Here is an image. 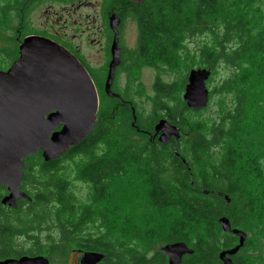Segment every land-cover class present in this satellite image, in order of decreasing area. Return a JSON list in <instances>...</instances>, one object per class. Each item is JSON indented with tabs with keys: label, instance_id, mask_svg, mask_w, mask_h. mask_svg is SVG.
Instances as JSON below:
<instances>
[{
	"label": "trees",
	"instance_id": "trees-1",
	"mask_svg": "<svg viewBox=\"0 0 264 264\" xmlns=\"http://www.w3.org/2000/svg\"><path fill=\"white\" fill-rule=\"evenodd\" d=\"M255 4L256 0H144L140 4L133 16L137 45L128 53L126 68L142 64L170 71L187 69L194 57L186 44L204 34L208 41L198 42L194 52L201 68L227 72L218 90L233 95L232 109L223 111L212 128L204 121L189 125L184 116L195 112L180 96L185 77L179 83H167L156 75L151 122L143 128L132 113L131 99L109 98L103 91L96 124L78 145L49 162L41 159L40 152L25 159L20 189L30 201L20 200L15 210L3 206L6 188L0 186V260L24 255L49 260L80 248L103 253L99 264H168L160 250L148 255L147 248L136 246L142 241L186 244L192 254L185 255L181 264H222L219 253L238 243L236 236L221 229L222 216L232 228L245 232L255 227L264 232V141L260 136L264 105L257 101L264 100V15ZM160 118L179 128L178 142L172 139L171 145L164 146L154 138L153 126ZM182 130H187L186 138ZM219 147L218 158L212 151ZM73 156L82 161L78 178L90 186V204L79 211L58 165ZM30 159L36 162L31 171ZM130 170L146 187L150 214L144 218L164 214L166 223L159 229L150 222L140 228L133 217L120 224L109 222L107 216L117 214L114 204L113 212L92 209L108 203L116 183ZM95 220L101 232L82 237L86 224ZM50 223L55 235L48 231ZM42 230L47 232L43 239L38 236ZM20 236L30 240L26 250L15 245ZM250 236L231 257L234 264H264V244Z\"/></svg>",
	"mask_w": 264,
	"mask_h": 264
},
{
	"label": "water",
	"instance_id": "water-1",
	"mask_svg": "<svg viewBox=\"0 0 264 264\" xmlns=\"http://www.w3.org/2000/svg\"><path fill=\"white\" fill-rule=\"evenodd\" d=\"M111 53L104 92L109 98L120 99L112 91L115 67L120 61L117 40L111 46ZM210 75L211 71L205 68L189 71L182 94L188 109L196 112L207 106L206 82ZM97 112L95 85L76 58L48 39L25 37L15 62L7 70H0V186H5L7 191L1 204L15 210L20 200L30 201L20 189L25 159L38 152L45 162L59 158L93 130ZM153 129L164 146L172 139L176 142L180 139L179 128L166 119L159 120ZM218 223L224 232L238 238L236 246L221 251L218 256L222 264H234L231 257L243 248L247 234L232 228L226 216ZM160 251L168 264H181L185 255L192 254L182 242L166 244ZM74 252L78 254L77 264H99L105 257L95 251ZM0 264L50 263L42 255H24L0 260Z\"/></svg>",
	"mask_w": 264,
	"mask_h": 264
},
{
	"label": "rangeland",
	"instance_id": "rangeland-1",
	"mask_svg": "<svg viewBox=\"0 0 264 264\" xmlns=\"http://www.w3.org/2000/svg\"><path fill=\"white\" fill-rule=\"evenodd\" d=\"M12 5V0H0V70L2 71L7 70L18 58V47L20 45V42L23 41V38L34 32H42L43 28L41 27V24L44 25L45 23H47L41 12L46 3L41 7L38 6L35 13L34 11H31L30 18H22L20 13L12 8ZM255 7L260 9L264 15V0H256ZM77 21L79 22L78 17ZM80 26L81 25H72V29L69 30L71 31L69 34L74 33L78 36H81L82 30H84L85 28L83 26ZM86 37L89 38V35H82L78 40L83 41L81 45L87 47V50H89L90 45L87 44L85 40ZM137 39V26L135 25V23L127 22L124 45L128 51H132L136 48ZM206 41H208V37L202 34L199 37L190 40V43L186 44L194 57L191 59L188 65L189 67L187 69L179 67L175 71H170L168 69H158L156 67H150L140 64V67L135 68L136 66H134L132 68L130 67L129 69L127 67L125 72H119V75L112 84V91L120 96L125 95L124 97H128L133 101L134 107H132V113L133 115L135 114L138 123H140L143 128L148 127L149 123L151 122L150 115L152 114L153 99L155 97L153 84L155 82L156 75H159L161 79L167 83H179L183 79V77H185L186 82L187 75L191 69H198L202 67V65L200 64V59L199 57H197V52H194V50L197 49L198 42L202 44ZM95 49V47L92 48V50ZM92 54H95V52H92ZM87 68L88 70H91L93 67ZM227 78L228 74L222 68L217 69L215 72L211 73L210 78L206 82V87L209 90V93L213 92L209 96V102L203 109L195 112L192 115L187 114L186 116H184L186 123H189L190 125L193 122L204 121L209 128H212L219 122L220 117L223 115V111L226 112L228 109H232L235 101L233 95L227 92H220L218 90L221 83ZM104 82V79L102 81L97 80L96 82H94L98 95V109L100 107L99 103L101 102L100 96L104 91ZM98 86L101 90H99ZM183 92L184 88L183 91L180 92V96H182ZM257 101H260L264 105V100H260L257 98ZM252 106L254 107V105ZM250 111L253 112V109H250ZM161 119L163 118L158 119L156 123ZM262 120L264 121V118ZM187 130H182L183 138H186L189 135L188 133H186ZM260 136L264 141V131L260 132ZM212 152H214V154H216V156L219 158L221 154V148H216ZM27 162H29L28 165L30 166L29 169L31 171V167L35 166L36 162L34 161V159H30ZM80 164H82V161L78 156H73L71 158L65 157L58 164L61 168V175L64 176L65 180L68 181L67 183L69 186V193L73 197L74 208L76 209V211H79L83 207H87L90 204V186L78 178L77 167ZM128 172L129 173H127L125 177L121 179V181L116 183V188L113 191V194L108 203H99L97 206H93L94 208L92 209H95L96 212L107 209V212H110L112 210L111 205L114 204L115 207L113 211H116L117 214H114L113 217L108 215L107 220L109 222H117L120 224L126 222V217H133L134 220L132 222L134 223V225L139 226L140 228L144 227V224L150 222L149 225L158 226L157 229H159L161 223H166L163 220L164 214L156 213V215H151L149 219L144 218L145 216H148V214H150L145 202L146 187H144L140 183L133 171L130 170ZM4 194L6 193L4 192ZM17 215H20V213H18ZM93 215L95 217L94 211ZM90 222L91 223H87L85 228L83 229L84 231L82 237H94L96 234L101 232L100 230L102 226L97 223L99 221L95 220V222ZM51 228L52 223H50L48 231L55 235V232ZM257 229L258 228L253 227L252 229H250V231L245 230V232L247 233V237L251 235V239L255 240L257 243L259 241V243L264 244V232H262L261 229ZM248 232H251L250 235ZM256 234H258V236ZM38 236L43 239L45 238V236H47V232L45 230H42L38 232ZM131 244L133 243L131 242ZM15 245L17 248L26 250L31 246V243L27 237L20 236L15 240ZM136 246L142 249L143 247L147 248V254L151 255L155 251L160 250L163 245L158 243L152 244L151 242L144 243L141 241L138 242ZM49 260L52 264H74L76 255L70 250L66 255L55 254Z\"/></svg>",
	"mask_w": 264,
	"mask_h": 264
},
{
	"label": "flooded vegetation",
	"instance_id": "flooded-vegetation-1",
	"mask_svg": "<svg viewBox=\"0 0 264 264\" xmlns=\"http://www.w3.org/2000/svg\"><path fill=\"white\" fill-rule=\"evenodd\" d=\"M143 1L12 0V8L20 13L22 18H30L31 11L35 13L38 6L41 7L46 3L41 11L47 22L44 25L41 24L43 31L39 33L34 32L27 36L48 39L65 49L85 68L94 83L97 80H106L109 64L112 59L111 46L114 40H117L120 54L119 64L115 67L114 80L119 75V72H125L128 53H130L124 45L125 29L127 22L135 23L134 12ZM77 17L79 18V22L77 21ZM114 24H116V27H114ZM72 25H81L85 28L81 33L82 35H89V38H85L87 44L90 45L89 50H87V47L81 45L83 41L78 40L82 35L69 34ZM94 47L96 49L92 50ZM92 52H95L96 55L92 54ZM87 67L93 68L88 70ZM154 138L158 141V134H154ZM171 143L172 140L168 146ZM76 250L83 249L77 248L72 250L76 255L74 264H77L78 254L74 252Z\"/></svg>",
	"mask_w": 264,
	"mask_h": 264
}]
</instances>
